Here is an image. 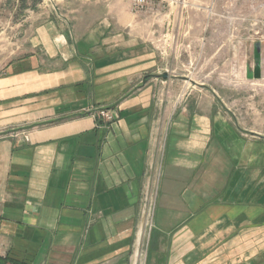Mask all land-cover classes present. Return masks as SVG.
I'll use <instances>...</instances> for the list:
<instances>
[{"label":"crops","instance_id":"0c3cea01","mask_svg":"<svg viewBox=\"0 0 264 264\" xmlns=\"http://www.w3.org/2000/svg\"><path fill=\"white\" fill-rule=\"evenodd\" d=\"M62 1L0 0L26 30L0 70L4 264H264V152H233L208 84L171 100L165 17Z\"/></svg>","mask_w":264,"mask_h":264},{"label":"rangeland","instance_id":"374dc122","mask_svg":"<svg viewBox=\"0 0 264 264\" xmlns=\"http://www.w3.org/2000/svg\"><path fill=\"white\" fill-rule=\"evenodd\" d=\"M121 1L129 4L134 14L155 20L165 17L166 37L161 51L169 59V71L178 76L171 100L184 95L181 91L185 84H208L218 92L217 103L234 134H230L229 144L233 152H264V0H145L142 9L135 7L136 0ZM36 2L39 11L53 10L60 20L68 21L60 9L62 0ZM11 15L6 10L0 14V21ZM174 17L173 27L170 21ZM25 31L0 27V70L17 55L14 38ZM258 46L259 60L255 56ZM166 74L169 79L170 73ZM153 213L151 191L141 205L145 231L152 227ZM145 251L146 247L141 259Z\"/></svg>","mask_w":264,"mask_h":264},{"label":"built area","instance_id":"2783aa9c","mask_svg":"<svg viewBox=\"0 0 264 264\" xmlns=\"http://www.w3.org/2000/svg\"><path fill=\"white\" fill-rule=\"evenodd\" d=\"M146 3L145 0H136L135 1V7L138 8V9H142L144 7V4ZM101 115L104 116V117H109V114L107 111L105 110H101ZM27 139V137H26Z\"/></svg>","mask_w":264,"mask_h":264},{"label":"water","instance_id":"95a60500","mask_svg":"<svg viewBox=\"0 0 264 264\" xmlns=\"http://www.w3.org/2000/svg\"><path fill=\"white\" fill-rule=\"evenodd\" d=\"M255 56H256V59L257 60H259L260 59V57H261V48H260V46H258L257 48H256V51H255ZM259 68L256 70V76L258 77L259 76ZM161 77L162 78H164V79H167L168 78V75L165 73V74H163V75H161Z\"/></svg>","mask_w":264,"mask_h":264},{"label":"trees","instance_id":"16d2710c","mask_svg":"<svg viewBox=\"0 0 264 264\" xmlns=\"http://www.w3.org/2000/svg\"><path fill=\"white\" fill-rule=\"evenodd\" d=\"M7 263V260H3L2 258H0V264H4Z\"/></svg>","mask_w":264,"mask_h":264}]
</instances>
